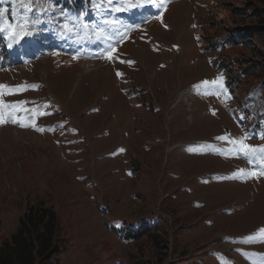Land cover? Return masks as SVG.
<instances>
[{"label":"rangeland","instance_id":"obj_1","mask_svg":"<svg viewBox=\"0 0 264 264\" xmlns=\"http://www.w3.org/2000/svg\"><path fill=\"white\" fill-rule=\"evenodd\" d=\"M19 1L18 18L33 0ZM161 1L136 24L155 0H92L54 16L72 31L74 14L102 26L87 30L102 47L134 24L101 65L52 53L12 68L24 55L2 38L0 247L43 202L58 213L61 264H264V169L231 142L264 146V2ZM144 220L160 230L126 238Z\"/></svg>","mask_w":264,"mask_h":264},{"label":"trees","instance_id":"obj_2","mask_svg":"<svg viewBox=\"0 0 264 264\" xmlns=\"http://www.w3.org/2000/svg\"><path fill=\"white\" fill-rule=\"evenodd\" d=\"M157 227L159 223L151 225L143 222L136 230H129L127 237L131 240L140 239ZM59 229L58 213L54 207L43 202L29 206L19 219L16 232L0 247V264H61ZM133 264L141 262L136 261Z\"/></svg>","mask_w":264,"mask_h":264},{"label":"snow or ice","instance_id":"obj_3","mask_svg":"<svg viewBox=\"0 0 264 264\" xmlns=\"http://www.w3.org/2000/svg\"><path fill=\"white\" fill-rule=\"evenodd\" d=\"M129 6H132V5H129ZM119 10V9H118ZM87 25H85L86 27ZM65 28L68 29V25H65ZM70 30V29H69ZM115 49H110V52H114ZM109 59H111V55H108ZM128 63H131L130 61ZM117 75H122L121 73L117 72ZM222 78H218L217 80H213L211 82H208V81H204L203 83L204 84H208V83H211V84H218L220 82ZM5 86L3 85H0V88H4ZM35 87V86H33ZM26 102L24 101H21L20 104H24ZM20 104H17V105H11V106H8V105H4L3 107H11V108H18L20 106ZM26 111H32V112H35L37 115H39V111L37 109H26ZM4 122L3 120V116L0 115V123ZM21 126H25V125H21ZM37 131H44L45 129L43 128H37L36 129ZM219 139H224V137H220ZM247 139V137H244L242 138L240 141H231L235 146H236V151H237V154H242L244 155L245 157H249V163H252V164H255L256 163V157L258 155V158H259V163L261 165V168L264 169V146H251V145H247L244 143V140ZM239 173L243 176V175H255V171H253L252 173H245L243 169L239 170ZM261 175H264V170H262L260 172ZM262 232H264V229L261 230Z\"/></svg>","mask_w":264,"mask_h":264}]
</instances>
